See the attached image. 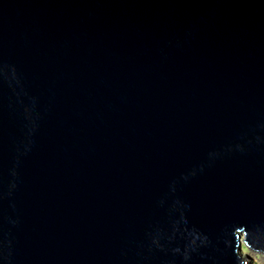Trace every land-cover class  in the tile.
Returning <instances> with one entry per match:
<instances>
[{"label": "water", "instance_id": "95a60500", "mask_svg": "<svg viewBox=\"0 0 264 264\" xmlns=\"http://www.w3.org/2000/svg\"><path fill=\"white\" fill-rule=\"evenodd\" d=\"M264 257V0H0V264Z\"/></svg>", "mask_w": 264, "mask_h": 264}, {"label": "rangeland", "instance_id": "374dc122", "mask_svg": "<svg viewBox=\"0 0 264 264\" xmlns=\"http://www.w3.org/2000/svg\"><path fill=\"white\" fill-rule=\"evenodd\" d=\"M243 253L248 258L250 264H264V257L261 253L253 252L243 247Z\"/></svg>", "mask_w": 264, "mask_h": 264}]
</instances>
